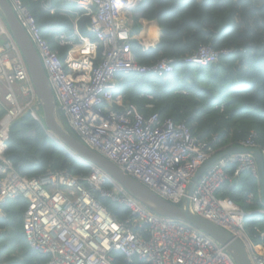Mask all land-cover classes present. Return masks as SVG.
Listing matches in <instances>:
<instances>
[{"label": "built area", "instance_id": "obj_1", "mask_svg": "<svg viewBox=\"0 0 264 264\" xmlns=\"http://www.w3.org/2000/svg\"><path fill=\"white\" fill-rule=\"evenodd\" d=\"M62 1L77 9L44 4L50 13L59 12L72 20L70 33L55 35L57 45L66 48L61 58L24 1L8 0L36 47L59 113L84 144L159 196L179 205L197 169L220 149L192 135L183 121L175 122L157 112L143 115L133 103L124 102L121 94L113 92L118 74L161 77L172 72L174 60L164 57L148 65L135 60L129 18L139 0ZM82 15L88 17L87 29L93 39L78 29ZM0 37V63L7 66L0 74V106L4 109L0 118V215L5 216L2 205L6 201L18 197L27 201L22 227L33 250L49 255L48 264H114L113 251L122 253L128 261L137 257L150 264H235L209 236L155 214L115 182L109 190L104 189L105 181L112 180L97 167H91L87 175L65 169H49L36 177L21 175L5 156L6 141L12 121L31 109L35 94L16 44L1 27ZM229 51L204 44L183 60L204 66ZM31 114L36 117L34 112ZM254 137L251 131L236 144L258 148L264 158V147L257 146ZM232 163L237 164L238 172L250 171L257 176L255 161L248 154L220 158L195 184L190 196L192 209L238 238L251 264H264V248L257 250L244 229L245 211L230 197L217 194L231 179L226 167ZM99 196L127 208L129 215L119 221L102 205ZM252 200L250 193L248 202ZM132 225L140 226L146 236L135 233Z\"/></svg>", "mask_w": 264, "mask_h": 264}, {"label": "trees", "instance_id": "obj_2", "mask_svg": "<svg viewBox=\"0 0 264 264\" xmlns=\"http://www.w3.org/2000/svg\"><path fill=\"white\" fill-rule=\"evenodd\" d=\"M51 46L62 58L66 48L57 45L55 35L72 31V20L59 12L50 13L45 3L76 10L61 0H23ZM79 12V10H77ZM82 12H80L81 14ZM134 22L154 20L161 36L154 47L143 49L136 40L130 42L138 63L151 64L160 58H171L172 72L161 77L152 74H118L115 94L133 103L143 115L157 112L175 122H184L192 135L212 143L215 149L236 144L255 133L256 145L264 147V0H140L133 11ZM79 31L90 39L88 17L80 16ZM215 50L228 49L218 60L204 66L186 64L184 58L200 45ZM4 109L0 106V116ZM31 112H34V117ZM64 125L77 139L79 137ZM80 140V139H79ZM6 157L15 169L27 177L47 170L65 169L75 175H87L91 165L78 159L45 126L36 97L31 109H25L9 128ZM231 176L218 190L245 212L244 227L253 242L264 246V205L257 196V179L250 171L238 172L237 164L226 167ZM104 189L112 188L105 181ZM253 194L252 202L248 195ZM102 205L119 221L129 210L108 197L99 196ZM27 201L21 197L2 205L0 215V261L2 264H48L50 256L29 245L22 227ZM132 230L146 236L140 226ZM114 264H150L147 259L130 261L113 251Z\"/></svg>", "mask_w": 264, "mask_h": 264}, {"label": "water", "instance_id": "obj_3", "mask_svg": "<svg viewBox=\"0 0 264 264\" xmlns=\"http://www.w3.org/2000/svg\"><path fill=\"white\" fill-rule=\"evenodd\" d=\"M0 24L11 36L24 61L45 126L70 152L78 159L102 170L152 212L184 222L211 237L230 254L235 264H251L244 244L222 227L196 214L192 209L190 196L199 177L217 160L230 154H250L256 164L258 197L264 204V159L258 148L232 144L218 151L197 169L186 186L181 203H171L71 134L62 121L36 47L16 18L8 0H0Z\"/></svg>", "mask_w": 264, "mask_h": 264}, {"label": "crops", "instance_id": "obj_4", "mask_svg": "<svg viewBox=\"0 0 264 264\" xmlns=\"http://www.w3.org/2000/svg\"><path fill=\"white\" fill-rule=\"evenodd\" d=\"M140 3V2H139ZM138 3V4H139ZM136 7L131 10L130 18H129V25H130V33L132 36V40L138 41V43L143 47V49H148L149 47H154L161 36L160 28L158 27L157 23L154 20H147V19H139L138 24L141 25V28L137 32H133V27L136 24L133 19V11ZM3 42V38L0 37V45ZM1 56V53H0ZM6 56H11V53H7ZM3 66L7 69V66L3 63H0V74L3 70ZM258 196V192H257ZM262 203V202H261ZM263 204V203H262ZM264 205V204H263ZM264 208L259 207L257 211H264ZM264 248L262 244H257L256 249L261 250Z\"/></svg>", "mask_w": 264, "mask_h": 264}, {"label": "clouds", "instance_id": "obj_5", "mask_svg": "<svg viewBox=\"0 0 264 264\" xmlns=\"http://www.w3.org/2000/svg\"><path fill=\"white\" fill-rule=\"evenodd\" d=\"M62 1V0H61ZM62 2H64V1H62ZM139 2H140V0H139ZM138 2V3H139ZM66 3V2H65ZM69 4V3H68ZM138 5V4H137ZM136 5V6H137ZM74 6V5H73ZM135 6V7H136ZM57 7H59V6H57ZM61 8H63V7H61ZM133 9V8H132ZM131 9V10H132ZM130 13H131V11H130ZM0 27L1 28H3V26L0 24ZM4 29V28H3ZM3 114H4V112H3ZM2 114V115H3ZM2 115L0 116V118L2 117ZM60 115H61V113H60ZM67 123V122H66ZM68 125V124H67ZM69 127V126H68ZM71 129V128H70ZM72 130V129H71ZM80 139V138H79ZM6 145H7V141H6ZM229 145H232V144H229ZM228 146V145H227ZM225 148V147H224ZM224 148H221L220 150H222V149H224ZM7 149V148H6ZM6 152V151H5ZM218 152V151H217ZM248 155H250V154H248ZM6 156V155H5ZM252 158H253V156L252 155H250ZM225 157V156H224ZM7 158V157H6ZM8 159V158H7ZM254 159V158H253ZM264 159V158H263ZM255 161V160H254ZM13 165V164H12ZM91 167H93V165H91ZM95 167V166H94ZM15 168V167H14ZM106 174V173H105ZM22 175V174H21ZM107 175V174H106ZM24 176V175H23ZM108 176V175H107ZM27 177V176H26ZM36 177V176H35ZM109 177V176H108ZM110 178V177H109ZM111 179V178H110ZM256 179H257V176H256ZM112 180V179H111ZM111 182H114L113 180L111 181ZM116 183V182H115ZM117 184V183H116ZM124 189V188H123ZM125 190V189H124ZM126 191V190H125ZM130 195V194H129ZM22 198V197H21ZM12 200V199H11ZM148 209V208H147ZM264 210V209H263ZM151 211V210H150ZM257 211V210H256ZM258 212H260V213H262L261 211H258ZM246 214H247V212H245ZM156 214V213H155ZM246 216V215H245ZM178 221V220H177ZM244 221V220H243ZM181 222V221H180ZM184 223V222H183ZM186 224V223H185ZM134 226H137V225H134ZM190 226V225H189ZM192 227V226H191ZM244 229H245V227H244ZM199 231V230H198ZM246 231V230H245ZM201 232V231H200ZM203 233V232H202ZM247 233V232H246ZM248 234V233H247ZM206 235V234H205ZM249 235V234H248ZM208 236V235H207ZM251 237V236H250ZM211 238V237H210ZM212 239V238H211ZM216 242V241H215ZM217 243V242H216ZM220 245V244H219ZM221 246V245H220ZM222 247V246H221ZM226 251V250H225ZM227 252V251H226ZM228 253V252H227ZM229 254V253H228ZM230 255V254H229ZM1 262V261H0ZM2 264V263H1Z\"/></svg>", "mask_w": 264, "mask_h": 264}, {"label": "rangeland", "instance_id": "obj_6", "mask_svg": "<svg viewBox=\"0 0 264 264\" xmlns=\"http://www.w3.org/2000/svg\"><path fill=\"white\" fill-rule=\"evenodd\" d=\"M138 22H139V21H138ZM138 22H136V24H135L134 27H133V32H134V33L137 32V31H139L140 28H141V25L138 24ZM20 101L22 102V100H20Z\"/></svg>", "mask_w": 264, "mask_h": 264}]
</instances>
